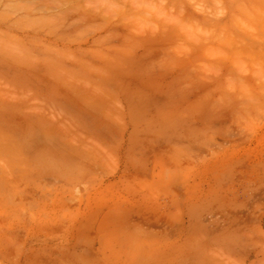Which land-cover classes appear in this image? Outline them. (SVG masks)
Wrapping results in <instances>:
<instances>
[{"label":"rangeland","instance_id":"rangeland-1","mask_svg":"<svg viewBox=\"0 0 264 264\" xmlns=\"http://www.w3.org/2000/svg\"><path fill=\"white\" fill-rule=\"evenodd\" d=\"M54 1L0 0V264H264V0Z\"/></svg>","mask_w":264,"mask_h":264},{"label":"bare ground","instance_id":"bare-ground-1","mask_svg":"<svg viewBox=\"0 0 264 264\" xmlns=\"http://www.w3.org/2000/svg\"><path fill=\"white\" fill-rule=\"evenodd\" d=\"M14 1H15V0H14ZM53 1H54V0H52V3H51V4H53ZM58 1H60V0H58ZM69 1H70V0H69ZM73 1H75V0H73ZM108 1H109V0H108ZM112 1H113V0H110V4H111V5H113V4L111 3ZM178 1H180V0H178ZM55 2H56V4H55ZM60 2L63 4L64 2H68V0H67V1L64 0V1H60ZM60 2H59V3H60ZM98 2H99V1H98ZM103 2H106V1L104 0ZM59 3L57 2V0L54 1V4H55V5H58ZM14 4H15V3H14ZM14 4H12V5H14ZM62 4H61L60 6H63ZM64 4H65V3H64ZM16 5H17V4H16ZM18 5H20V4H18ZM45 5H46V4H45ZM104 5H108V6H109V4H106V3H105ZM47 7H48V5H47ZM57 7H58V6H57ZM106 8H107V7H106ZM13 9H17V8H13ZM20 9H21V8H20ZM44 9H45V8H44ZM48 10H49V9H48ZM30 23H31V22H27V24H30ZM221 26H222V25H221ZM224 32H225V31H224ZM251 35H252V34H251ZM252 36H254V35H252ZM251 38H252V37H251ZM259 40H260V39H259ZM261 41H262V39H261ZM263 41H264V40H263ZM255 42H256V41H255ZM14 43H15V42H14ZM7 44H10V43H7ZM7 49L10 50V51H12L11 49H13V47L11 46V49H10V46H9V47L7 46ZM255 50H256V49H255Z\"/></svg>","mask_w":264,"mask_h":264}]
</instances>
